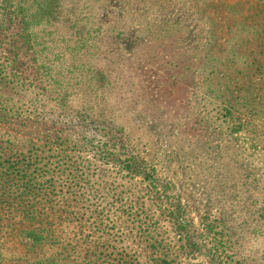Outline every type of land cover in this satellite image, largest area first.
Listing matches in <instances>:
<instances>
[{
	"label": "rangeland",
	"instance_id": "374dc122",
	"mask_svg": "<svg viewBox=\"0 0 264 264\" xmlns=\"http://www.w3.org/2000/svg\"><path fill=\"white\" fill-rule=\"evenodd\" d=\"M7 5L11 51L48 88L8 89L0 165L29 149L72 164L77 182L49 191L59 264H264V0ZM5 216L0 264H20Z\"/></svg>",
	"mask_w": 264,
	"mask_h": 264
},
{
	"label": "trees",
	"instance_id": "16d2710c",
	"mask_svg": "<svg viewBox=\"0 0 264 264\" xmlns=\"http://www.w3.org/2000/svg\"><path fill=\"white\" fill-rule=\"evenodd\" d=\"M8 1L10 0H2L3 6L0 12L2 16L8 11L11 14L7 5ZM9 15L7 19L0 20V48L3 49L0 50V53L3 52L0 54V121L10 114L11 117L18 115L17 108H13V105L8 108L7 102L9 101L8 89H19L26 85L23 82L20 84V79L27 80L28 86H33L34 90L40 91L41 96L47 93L48 88L46 83H43L41 71L38 74L33 70L26 71L19 66L16 52L11 51V28L9 30L8 26L11 25V16ZM21 24L24 22L21 21ZM13 26L14 35L25 32L20 22L15 20ZM39 107V109L30 108L24 112L28 116H38L40 113L41 118H44L43 105ZM36 110L39 113H35ZM84 120L85 118H82V121ZM53 123L55 124V121ZM63 124L68 127L67 123ZM59 157L60 155H57L55 162L50 166L44 158H39L36 149H29L26 153L14 150L11 152V159L9 156H4L2 159L4 164L0 165V178L4 183L1 184V188H4L5 183L6 187L0 197V204L5 208L7 223L6 231L2 232V235L8 233L7 236L26 242V252H22L26 258L20 264H59V259L65 260L67 257L65 256L67 249L64 250L63 246V229L59 226L65 219L63 214L59 213V209L55 208L49 191H52L56 183L75 184L77 180L76 172L71 168L72 164L66 162L68 160H63L60 165ZM136 164L140 163L136 162ZM8 181L11 186L7 183ZM99 188L101 184L96 185L97 191L100 190ZM92 212L96 214L94 225L98 230L104 214L97 212L96 208Z\"/></svg>",
	"mask_w": 264,
	"mask_h": 264
}]
</instances>
